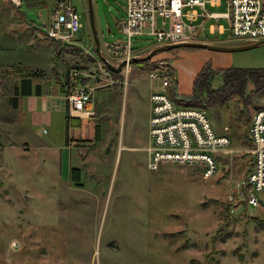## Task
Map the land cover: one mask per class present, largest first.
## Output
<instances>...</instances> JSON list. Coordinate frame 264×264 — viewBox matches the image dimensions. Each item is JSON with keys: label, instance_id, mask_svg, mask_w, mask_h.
Wrapping results in <instances>:
<instances>
[{"label": "rangeland", "instance_id": "rangeland-1", "mask_svg": "<svg viewBox=\"0 0 264 264\" xmlns=\"http://www.w3.org/2000/svg\"><path fill=\"white\" fill-rule=\"evenodd\" d=\"M70 1L83 25L75 39L92 52L87 0ZM124 4V0H92L94 26L105 57L110 56L105 43L126 41L117 26ZM49 5L40 10L23 7L22 15L0 0V63H36L46 69L39 77L45 89L51 81H64L61 78L73 66L72 59H77L67 51L59 56L64 67L58 79L48 65L55 46L44 42L29 47L38 43L37 31L49 21L55 0ZM206 8L220 10L208 4ZM210 23L227 26L225 20H208L193 41L228 47L252 43L230 38L227 32L210 35ZM7 25L16 30H7ZM16 39L27 43L26 48L19 49ZM151 45L156 46L151 35L132 38L134 52H144ZM169 52L153 57L168 62L171 84L181 82L177 93L190 86L191 75L205 58H213L214 68L264 67V44L242 50L180 47ZM2 67L0 132L6 148H0V264H264V192L257 193V206L249 205L246 197L232 201L229 215L220 203L202 205L208 199L226 201L245 177L250 157L243 155L246 115L241 113V96L207 110L215 129L229 127L230 148L242 151L219 155L216 173L204 180L193 165L164 164L157 171L148 170L143 149L148 141V96L150 87L159 82L148 72L135 65L124 67L118 87L103 72L97 80L99 92L87 107L94 115L71 133L75 143L67 148L65 127L56 116L51 125L40 124L28 137L21 136L17 120L7 117L16 76ZM253 101L247 106L250 114L264 104V94ZM44 141L59 146L57 152L41 149ZM71 166L80 169L82 186L70 182Z\"/></svg>", "mask_w": 264, "mask_h": 264}, {"label": "built area", "instance_id": "built-area-1", "mask_svg": "<svg viewBox=\"0 0 264 264\" xmlns=\"http://www.w3.org/2000/svg\"><path fill=\"white\" fill-rule=\"evenodd\" d=\"M9 1L15 6L21 5V0ZM124 3L125 13L119 19V29L126 41L105 43L111 57L118 58L119 62L126 61L122 70L129 68L135 56L133 37L151 35L156 46L189 42L204 31L208 20L227 22L226 27L210 23V35L227 32L230 38L245 42L264 39V0H124ZM207 4L220 10L210 11ZM80 18L70 0H56L39 37L70 45L83 26ZM77 75L75 69L69 71L65 89L72 113L83 111L92 101L95 90L93 86L77 84ZM148 76L160 81L159 88L151 90L148 96V141L143 148L148 170L157 171L164 164L193 165L202 178L208 180L216 173L219 155L242 151L230 148L229 127L217 132L206 110L177 106L172 101L167 94L172 82L167 61L158 60ZM109 80L112 84L117 82ZM248 137L251 147L243 150L251 154L252 167L246 177L236 183V192L229 195L228 200L244 198L243 187H246L248 204L257 206V193L264 192V104L251 114Z\"/></svg>", "mask_w": 264, "mask_h": 264}, {"label": "crops", "instance_id": "crops-1", "mask_svg": "<svg viewBox=\"0 0 264 264\" xmlns=\"http://www.w3.org/2000/svg\"><path fill=\"white\" fill-rule=\"evenodd\" d=\"M5 1H6V3L9 2V4L11 6L12 5L15 6L9 0H5ZM11 10L15 11V13L17 14V11H16V9L14 7H11ZM20 14L23 15V13H20ZM119 19L117 20L118 28H119ZM6 28H7V30L8 29L16 30L15 26H13V25H7ZM39 30H40V28H39ZM42 31L41 30L37 31V36L38 37H39V34ZM15 35L18 37L17 33ZM27 37L29 38V36H27ZM46 40H50V39L40 38L39 37V40H37L38 43L34 44L33 47L31 46V43H29L28 45H29V47L35 49L38 45H41L44 42H49V41H46ZM16 41H17V43L19 45V49L21 47L22 48H26V46H27L26 44L27 43H25V42L22 43L20 40H17V39H16ZM27 41L30 42V38ZM15 43H14L15 48H17V45ZM50 43L52 45H54L52 42H50ZM61 46H64V45H61ZM84 47H85V45L83 43L77 42L76 39H75L74 43L68 45V47L63 48V50H61V53L59 54V56L63 52L67 51L69 53L75 54L77 59H72L73 66H71L69 68V70H67L66 74L63 75V78H61V79H64V81H62V80L51 81L49 83L50 86L46 87V89L43 88L42 83L39 81V77L45 74L44 72H45L46 69L40 68L36 63H34V62L33 63L32 62H30V63L29 62H21V61L15 63V64H9V65L0 63V66H3L5 70L7 69L8 66H17L18 68H21V72H26V70H25L26 68H33L35 70V73H36V76H37L36 77V81L40 85V93L39 94H35L34 93V86H32L31 94L25 95V96H21L20 98H18V106L16 108L12 107V105L10 103V99H9L10 105L8 107H10V110L7 113V117L17 120L16 121V124H17L16 128L20 129L21 136H24V135L27 134V137H28L29 136L28 133H30L31 129L33 127H35V126L40 125V124L51 125L54 116H56L57 121L59 120L60 125L63 124V126L65 127L64 145L67 148H70L71 147L70 145L75 143L74 140H71V138H72V136H70L71 133L72 132H74V133L77 132V130H79L81 124H83V122H85L86 119H88V117L90 115L91 116L94 115V112L87 110V107L89 106L90 103L87 104L86 108L83 111H78V112H73V113L70 111V108H69L68 103H67L66 98H65V87H66L67 76H68L69 71L71 69H75L78 72V75L76 77L77 84H80V85H83V86H86V87H88V86L95 87L94 94L97 93V91L99 92V90L96 91V89L100 88L101 85L97 82V80L99 78H102V76H100V75H102L103 72H105L106 75L109 76V79L110 78L111 79H115L114 76L112 75V73L105 67L106 64L97 55V53L95 51V44L93 45L92 52L84 49ZM155 47H157V46L151 45L144 52L139 53V52H134L133 51V53L135 54V56H137V57L139 56L140 57V56L145 55L148 51H150L151 49H153ZM0 48H3V46L0 45ZM12 48H14V47H12ZM57 50L58 49L56 47L55 48L52 47V50H51L52 54L50 55V59H51V56H52V59L50 60L48 65L51 67V69H50L51 72L53 74L57 75L58 79H60V77H62V75L60 73H62V71H63L62 68L64 66L62 65L63 63L61 62V60H59V56L57 58L56 63L53 60V56L56 54ZM76 50H77V53H76ZM173 50H167L165 52H161L160 51L158 53L159 54H168V53H170L169 51L173 52ZM158 53H156V55ZM153 56L151 57L152 59L159 60V59L154 58ZM166 56H168V55H166ZM106 58L111 63V65L113 66L114 69L109 68L107 65L106 66L109 69H111L112 71L118 72L121 75V71H122L123 67L121 68V70H119V71L117 70V67L121 63V62L118 61V58L111 57V56H108ZM206 59H213V58H210V57L209 58H205V61H206ZM131 65H135L134 62H132ZM99 71L101 72V74H99ZM13 75L16 76L15 81H13V86H14L13 87L14 88L13 91L15 92V88L18 89V87H19L21 77L18 76L17 74H13ZM194 75H195V73L191 75V79H192V77ZM115 80L117 82H115L113 84V86L114 87H118L119 86L118 85L119 82L122 81L123 79L122 80L115 79ZM189 82H190V86L187 89H183V90L180 88V91H178V94L179 93L180 94H188L190 92L191 81L189 80ZM180 84H181V82H180V80H178L174 84H171L168 87V89L170 87H172L177 92V88H178V86H180ZM159 85H160V81L158 82L157 86H154V87L151 86L150 87V91L153 90V89L159 88ZM93 97H94V95H93ZM13 110L14 111L16 110L15 111L16 112V117L15 118H14ZM1 123H3V122H1ZM98 127L100 129V126H98ZM96 129L97 128L95 127L94 135H95V139L98 140L100 135L98 136V139H97L96 134H95ZM215 130L217 132H220L223 129L220 130V129H218L216 127ZM2 134L3 133L0 132V141H1L2 147H3V148L2 147L1 148L5 149L6 146H5V143L2 141ZM30 139H32V138H30ZM242 144H243V142H242ZM42 145L43 146H42L41 149H43L45 151H49V153H51L50 151L57 152L56 150L59 147V146H56L55 143L52 145V142H47V141H44V143ZM14 146L15 145H13V148L16 150V147H14ZM242 146L244 147V145H242ZM59 149H61V148H59ZM248 156L251 158V160L249 159V163L246 164V167H245L246 168V172L247 171L249 172V170L252 167V156H251L250 153H248ZM80 173H81V171H80ZM68 177H69V174H68Z\"/></svg>", "mask_w": 264, "mask_h": 264}, {"label": "trees", "instance_id": "trees-1", "mask_svg": "<svg viewBox=\"0 0 264 264\" xmlns=\"http://www.w3.org/2000/svg\"><path fill=\"white\" fill-rule=\"evenodd\" d=\"M49 1L50 0H21V5H12V7H14L18 13H23V7L31 8L34 10L46 8L48 9L50 7ZM40 30L42 31L43 27H40ZM46 41L52 42L58 49L56 51V54L53 56V60L56 63L61 50L68 47V45L61 46L60 43L54 42L52 40ZM157 61L158 60L149 58L145 61L136 60L134 61V64L142 71L151 72L157 65ZM213 65L214 63L211 59H207L202 64L200 69L192 77L191 89L188 94H178L172 87L167 90V94L177 106L195 107L206 111L210 108H217L226 104L235 95L241 96L243 98L244 104L241 113H244L246 115L243 120L245 139L243 141V145L244 148H250L251 142L248 137V128L250 124L251 114L248 111L247 106L251 103L253 104L254 97L259 96L260 94H264V67L244 68L236 66H220V68H214ZM105 67L112 73L115 79H123L118 72L112 71L106 65ZM7 69L10 72H14L21 77L18 89L15 88L13 96L10 97V103L12 107L16 108L18 106V98L31 94L32 86H34L35 94L40 93V85L36 81L37 76L33 68H26V72H21V68H18L17 66H8ZM213 82L216 83L213 84ZM95 134L98 139V136L100 135V129L98 126ZM1 147L2 143L0 141V148ZM243 155L247 156L248 153H243ZM247 173L248 171L246 172L245 177ZM69 179L74 186H82L81 173L78 167L71 166L69 168ZM243 192L244 196L246 197V187H243ZM211 202L220 203L223 207V211H225L227 215H229L230 205L232 204L231 201H229L228 199L226 201L208 199L205 203H202V205L205 206L207 205V203ZM237 202L236 203L239 204L241 201ZM253 218L256 219L255 216H253ZM259 222H261V219Z\"/></svg>", "mask_w": 264, "mask_h": 264}, {"label": "water", "instance_id": "water-1", "mask_svg": "<svg viewBox=\"0 0 264 264\" xmlns=\"http://www.w3.org/2000/svg\"><path fill=\"white\" fill-rule=\"evenodd\" d=\"M87 10H88V15H89V21L91 23L92 27V33L94 37V44H95V51L97 55L102 59V61L111 69H114L111 63L107 60L105 56L102 55L101 49L99 47V40L97 37V32L94 26V15H93V5H92V0H87ZM260 44H264V39L255 41L252 43H248L245 45H240V46H234V47H228V46H220V45H215L211 43H206V42H199V41H189V42H183V43H174V44H167V45H162L155 47L148 51L145 55L143 56H134L131 58V61H145L151 58L154 54L160 51H167L170 49L174 48H180V47H198V48H207V49H213V50H220V51H229V50H242V49H248L252 47H256ZM126 64V61L123 60L120 65L117 67V70H121V68Z\"/></svg>", "mask_w": 264, "mask_h": 264}]
</instances>
